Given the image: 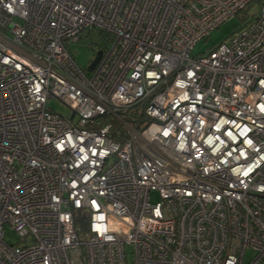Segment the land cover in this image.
I'll return each instance as SVG.
<instances>
[{
    "label": "built area",
    "instance_id": "2783aa9c",
    "mask_svg": "<svg viewBox=\"0 0 264 264\" xmlns=\"http://www.w3.org/2000/svg\"><path fill=\"white\" fill-rule=\"evenodd\" d=\"M252 1L0 0V264H264V0L190 56Z\"/></svg>",
    "mask_w": 264,
    "mask_h": 264
},
{
    "label": "rangeland",
    "instance_id": "374dc122",
    "mask_svg": "<svg viewBox=\"0 0 264 264\" xmlns=\"http://www.w3.org/2000/svg\"><path fill=\"white\" fill-rule=\"evenodd\" d=\"M242 23L243 21L239 15H234L220 23L216 28L212 29L205 38L195 44L190 52V56L198 57L199 55L206 54L209 47L225 41L228 36L241 27ZM110 44L111 41H109V38L106 35L99 33L97 30H93L89 32L87 36L82 37L77 41L70 42L67 46V50L71 53L75 62L86 70L95 53ZM48 106L61 115H67L69 113L68 106L58 98L50 99ZM79 236L84 238L87 234L79 233ZM4 239L9 244H15L18 241V236L14 231L6 228ZM253 254L254 253L251 249L245 250L243 260H249L253 257Z\"/></svg>",
    "mask_w": 264,
    "mask_h": 264
},
{
    "label": "trees",
    "instance_id": "16d2710c",
    "mask_svg": "<svg viewBox=\"0 0 264 264\" xmlns=\"http://www.w3.org/2000/svg\"><path fill=\"white\" fill-rule=\"evenodd\" d=\"M260 5V0H253L250 2L246 7H244L242 10H240L236 15H239L243 21L242 24H245L250 19H252L256 13V10L258 9V6ZM215 47V45L209 47L207 51L212 50ZM147 102H139L135 104L134 106L130 107L128 110H126L123 114V119L125 122H127L132 128L136 130L142 129L147 123H148V117L146 116L144 109ZM103 120H107L106 118H101ZM117 128H120L118 122L113 121V131L112 136L115 139L119 138V134L116 132ZM76 225L81 226V228H84L85 224L84 222H81L80 219H76L75 221Z\"/></svg>",
    "mask_w": 264,
    "mask_h": 264
},
{
    "label": "water",
    "instance_id": "95a60500",
    "mask_svg": "<svg viewBox=\"0 0 264 264\" xmlns=\"http://www.w3.org/2000/svg\"><path fill=\"white\" fill-rule=\"evenodd\" d=\"M101 56V51H97L95 56L93 57V59L90 61L88 68L91 70L94 68V66L96 65V63L98 62V60L100 59Z\"/></svg>",
    "mask_w": 264,
    "mask_h": 264
}]
</instances>
